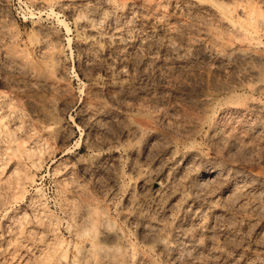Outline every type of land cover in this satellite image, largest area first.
<instances>
[{"label":"rangeland","instance_id":"rangeland-1","mask_svg":"<svg viewBox=\"0 0 264 264\" xmlns=\"http://www.w3.org/2000/svg\"><path fill=\"white\" fill-rule=\"evenodd\" d=\"M0 264H264V0H0Z\"/></svg>","mask_w":264,"mask_h":264},{"label":"bare ground","instance_id":"bare-ground-1","mask_svg":"<svg viewBox=\"0 0 264 264\" xmlns=\"http://www.w3.org/2000/svg\"><path fill=\"white\" fill-rule=\"evenodd\" d=\"M99 19V18H98ZM92 20V19H91ZM87 22V21H86ZM90 23V22H89ZM98 23V22H97ZM86 26H88V25H86ZM92 26V25H91ZM94 27V26H93ZM91 30V29H90ZM97 30H99V29H97ZM87 31V30H86ZM96 31V30H95ZM92 32V31H91ZM100 32V31H99ZM93 35V34H92ZM96 35H97V33H96ZM116 35V34H115ZM110 37V36H109ZM117 37H118V35H117Z\"/></svg>","mask_w":264,"mask_h":264}]
</instances>
